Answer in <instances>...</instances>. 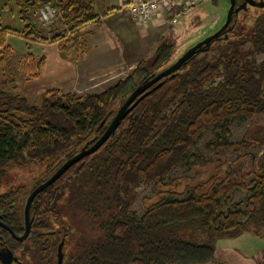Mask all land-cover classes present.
<instances>
[{
  "label": "trees",
  "instance_id": "trees-1",
  "mask_svg": "<svg viewBox=\"0 0 264 264\" xmlns=\"http://www.w3.org/2000/svg\"><path fill=\"white\" fill-rule=\"evenodd\" d=\"M13 1L18 18L29 28L32 25L28 33L34 34L33 13L42 4L57 6L62 30L52 40L64 49L61 41L67 38L76 57L83 48L85 25L99 20L93 0ZM237 26L235 15L230 28L209 49L195 54L140 100L98 151L71 166L36 196L31 207L32 230L25 240H17L0 226V248H11L26 264H57L62 242L63 264H210L216 259L214 248L183 238L182 230L207 227L234 236L264 226V122L257 120L264 118V58H257L264 53V12L256 16L250 30L243 28L236 36L232 32ZM12 29L0 22V44H5L7 31ZM69 30L71 37L66 35ZM175 48L172 42L160 41L151 69L141 60L129 76L100 93L54 89L44 92L38 104L24 94L0 88V186L11 166L42 164L54 172L82 147L95 142L126 96L171 60ZM6 49L10 51V46ZM29 56L34 58V54ZM43 63L42 57L32 75H38ZM231 117L252 124L239 142L219 137L218 143H211L219 155L215 167L228 163L223 159L228 150L238 154L242 149L262 148L258 162L246 172L252 177L249 185L215 170L187 189L186 196L168 191L140 218L134 216L131 208L138 199V188L152 182L160 185L212 126L229 135ZM242 189L249 193L246 204L239 202L225 212L224 201ZM67 190L76 192L78 207L95 217L97 228V232L73 237L77 242L69 251L65 246L71 240H67L64 223L59 226L62 211L58 203ZM23 191L18 186L0 192L1 219L19 235L25 231L18 199Z\"/></svg>",
  "mask_w": 264,
  "mask_h": 264
},
{
  "label": "rangeland",
  "instance_id": "rangeland-1",
  "mask_svg": "<svg viewBox=\"0 0 264 264\" xmlns=\"http://www.w3.org/2000/svg\"><path fill=\"white\" fill-rule=\"evenodd\" d=\"M189 1V11L178 15L176 22H169L166 16H164L163 18H166L165 21H167L166 25L163 28H156L157 31L151 29V33L147 37L142 38L144 39V46L141 44V58H144L143 60L146 61L149 69H151L156 47L160 41L172 42L176 45L171 60L157 68L155 73L162 71L197 43L220 30L227 21L231 0H217V4L213 3L212 0H182L185 5ZM255 5H250L239 11L236 15L239 26L234 29L232 34L237 36L243 28L246 30L252 28L256 16L264 12V6L256 5V7ZM40 7L33 13L32 18L34 22H31L35 27V34L28 33L32 25L29 28V25H26L25 22L18 18L15 12L14 1L0 0V22L4 26L13 28L11 32L7 31L5 44H0V58H3L0 62V88L23 94L24 82L41 75V67L37 76L32 74L38 70V60L42 57L45 60V55L48 54H46L47 50H50L51 53V51L55 52L57 47H59L61 52H66L67 48L71 47L67 38H63L61 41L65 45L64 49L60 47L58 41L52 40L53 35L62 30L59 25V17L61 15H57L52 23L41 21L38 16ZM127 7L129 9V5ZM155 22L156 20L143 26L146 27ZM166 30H169V32L159 41L158 32ZM66 35L71 37V31L69 30ZM147 40L150 41V44H147ZM28 45H31V47L28 48ZM6 46H10V51H7ZM31 51L34 54V58L29 56V52L31 53ZM41 51H43V55H41ZM5 55H7V58H4ZM72 56L74 57V55ZM75 56L77 55L75 54ZM257 58L261 61L264 58V53L259 54ZM81 87V92L78 91L79 94L100 93L107 86L104 82L93 85L88 84L87 81H83ZM28 96L32 102L41 103L42 93ZM128 96H126V99ZM257 120L264 122L263 117H258ZM251 124V120L231 117L228 121L229 135H226L221 127L212 126L207 129L202 138L190 149L186 159L176 165L171 173L162 180L160 185L152 182L150 184H142L138 188V199L131 208L132 214L140 218L145 213L147 207L157 201L159 197L168 196L170 194L168 191L177 192V195L181 197L186 196L188 194L187 189L200 181L208 179L214 174L215 170L224 173L223 175H234L233 177L243 180L249 185L252 177L247 175L246 172L252 165L258 162L263 149L252 147L242 149L238 154L234 153L233 150H228L226 155L223 156V159H227L228 163L216 168L215 166L219 163L217 161L219 155L218 151L211 146V143H218L219 137H226L232 142H239L244 138ZM192 159L193 165L191 164ZM53 173V170L49 172L46 166L42 164H32L27 167L11 166L8 168L6 177L3 178L0 192L10 188H17L18 186L24 187V191L18 196L22 212H24L27 196L31 189L37 182L46 180ZM26 192L28 194L25 195ZM75 193L72 190H67L58 201L62 211V220L59 221V226L62 222L64 223L67 240H71L69 242L70 245L67 244L65 246L66 251H69L77 242L74 238L79 233L97 232L95 217L88 215V212L83 207H78L79 197ZM231 196L232 199L229 202L224 201L223 209L225 212L235 209L239 202H243L245 205L249 193L242 189L236 190ZM246 218L244 217L243 220ZM181 235L183 238L195 243H204L212 246L215 250L216 259L210 264H260L257 250L264 245V226L257 230H244L234 236L222 235L207 227L185 229L181 231ZM12 264L18 263L14 262Z\"/></svg>",
  "mask_w": 264,
  "mask_h": 264
},
{
  "label": "crops",
  "instance_id": "crops-1",
  "mask_svg": "<svg viewBox=\"0 0 264 264\" xmlns=\"http://www.w3.org/2000/svg\"><path fill=\"white\" fill-rule=\"evenodd\" d=\"M134 1L139 0H93L99 20L85 25L79 56H75L72 47L67 48L66 55L59 47L55 52L47 50L41 75L24 82L23 94L35 96L52 89L81 92L83 81L93 85L104 82L107 89L129 76L144 59L142 38L151 29L163 28L166 18L171 22L167 16L146 27L140 25L127 7ZM168 32H158L159 41ZM146 42L150 44L149 40ZM257 256L259 263L264 264V245L257 250Z\"/></svg>",
  "mask_w": 264,
  "mask_h": 264
},
{
  "label": "water",
  "instance_id": "water-1",
  "mask_svg": "<svg viewBox=\"0 0 264 264\" xmlns=\"http://www.w3.org/2000/svg\"><path fill=\"white\" fill-rule=\"evenodd\" d=\"M249 1L250 3H254V0H246L243 4L237 5V0H231V5L228 13V18L226 23L214 34L208 36L201 42L197 43L195 46L186 51L180 58H178L175 62L170 64L168 67L163 69L162 71L156 73L149 79H146L141 84H139L127 97L124 103L118 108L116 114L112 118L105 132L92 144H88L82 147L76 154L69 157L65 162L59 166L54 173L36 186L28 195L25 208H24V218H25V231L23 234H17L8 224L4 223L1 219L0 215V226L6 228L11 232V234L19 241L25 240L31 233L32 230V217H31V207L36 196L56 182L71 166L79 162L86 156H89L96 151H98L103 144L110 138L112 134L115 133L117 128L120 126L123 119L131 112L132 109L136 107L140 100H142L149 93L157 89L158 87L163 85V78L174 74L178 71L183 65H185L188 60L194 57L195 54L199 52H203L211 47V44L222 37V35L230 28V25L233 21L235 15L239 13L240 10L246 8V3ZM257 3V2H256ZM232 27V26H231ZM64 251H63V242L59 246L58 250V261L57 264L64 263ZM0 262L1 264H12L14 262L18 264H26L19 260L18 256L14 253V251L9 247H1L0 248Z\"/></svg>",
  "mask_w": 264,
  "mask_h": 264
},
{
  "label": "built area",
  "instance_id": "built-area-1",
  "mask_svg": "<svg viewBox=\"0 0 264 264\" xmlns=\"http://www.w3.org/2000/svg\"><path fill=\"white\" fill-rule=\"evenodd\" d=\"M189 3L190 1L185 5L182 0H139L129 4V11L140 25L163 19L164 16H169L171 21L176 22L178 15L189 11ZM38 14L41 21H45L43 16L48 14L50 18L45 21L48 23H52L57 15H61L52 3L42 4Z\"/></svg>",
  "mask_w": 264,
  "mask_h": 264
},
{
  "label": "flooded vegetation",
  "instance_id": "flooded-vegetation-1",
  "mask_svg": "<svg viewBox=\"0 0 264 264\" xmlns=\"http://www.w3.org/2000/svg\"><path fill=\"white\" fill-rule=\"evenodd\" d=\"M246 0H237V5L239 4H243ZM255 1V4L258 5V6H264V0H254ZM257 2V3H256ZM254 3H250L249 1H247L246 3V7H249L250 5L254 6L255 5ZM255 5V6H256ZM257 7V6H256Z\"/></svg>",
  "mask_w": 264,
  "mask_h": 264
},
{
  "label": "clouds",
  "instance_id": "clouds-1",
  "mask_svg": "<svg viewBox=\"0 0 264 264\" xmlns=\"http://www.w3.org/2000/svg\"><path fill=\"white\" fill-rule=\"evenodd\" d=\"M49 15L48 14H45L44 16H43V19L45 20V21H47V20H49Z\"/></svg>",
  "mask_w": 264,
  "mask_h": 264
}]
</instances>
